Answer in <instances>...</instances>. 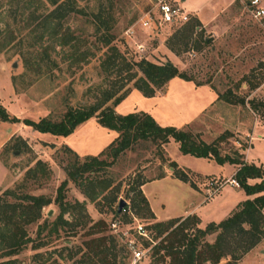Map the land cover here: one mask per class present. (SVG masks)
Listing matches in <instances>:
<instances>
[{
    "label": "rangeland",
    "instance_id": "1",
    "mask_svg": "<svg viewBox=\"0 0 264 264\" xmlns=\"http://www.w3.org/2000/svg\"><path fill=\"white\" fill-rule=\"evenodd\" d=\"M166 1L180 5L179 0ZM258 2L264 8V0ZM156 3L157 0H69L67 5L79 12L69 13L62 21L63 32L75 46L72 49L57 47L46 37L39 39L38 14L53 9L48 0H0V106L17 120L0 122V202L24 205V196L50 200L36 222L20 226L30 243L14 256L0 251V264H156L162 252L152 255L151 247L158 239L144 247L147 239L143 227L159 221L139 210L134 200L136 185L144 183L140 191L152 202L156 213H161V205L164 211L175 215L194 203V197L172 178L169 162L182 170H191L185 172V184L210 187L211 195L223 182L194 173H228L210 160L182 155L171 140L161 148L138 142L110 166L83 175V180H104L110 185L90 202L82 189L67 179L66 171L74 162H82L83 157L98 155L116 133L90 118L69 136L55 137L33 131L22 120L37 122L48 117L57 121L67 109L94 105L104 92H109L114 94L113 99L122 97L116 106L113 99L103 106L112 108L117 115L142 112L158 126L189 132L205 144L225 136L216 144L221 156L247 147L244 132L256 126L248 161L263 171L264 118L253 112L247 102H264V18L251 17L247 0H233L222 5L214 21L205 28L199 24L190 29L195 24L192 20H196L190 14L189 23L158 25ZM99 11L109 22L108 33L103 28L96 30L93 16ZM106 34L112 38L107 47L102 42ZM202 40L207 44H201ZM109 47H114L131 66L130 74L135 79L141 77L134 66L139 60L155 65L168 62L190 78L187 83L194 89L175 78L155 90L151 98H144L133 88V81L122 80L123 73L117 76L101 69L100 62ZM83 54H87L86 61H73ZM69 56L73 57L66 60ZM200 87L204 89L198 90ZM206 90L219 99L215 98L195 117L203 106ZM241 99L243 105L238 102ZM101 159L110 162L108 157ZM161 176L171 178L158 181ZM62 182L66 183L61 192L62 202L69 206L82 203L84 211L79 214L77 209H69L62 217L69 225L54 226L59 209L53 200ZM91 188L86 185L85 190L89 193ZM230 191L229 186H224L221 194ZM119 200L125 206L117 214ZM148 207L150 210L149 203ZM137 227L144 231V236L137 234ZM190 230L189 227L187 232ZM149 231L151 238L154 232ZM214 237L204 240L212 243ZM101 238L106 240L102 247L105 256L87 260V244L95 245L96 242L90 244L91 240ZM128 243L139 248V260L133 257ZM242 264L256 262L246 260Z\"/></svg>",
    "mask_w": 264,
    "mask_h": 264
},
{
    "label": "trees",
    "instance_id": "2",
    "mask_svg": "<svg viewBox=\"0 0 264 264\" xmlns=\"http://www.w3.org/2000/svg\"><path fill=\"white\" fill-rule=\"evenodd\" d=\"M68 2L69 0H48L49 5L53 9L38 14V25L41 28L39 39L46 37L47 40L53 41L57 47L64 48L69 46L73 49L75 46L70 44L72 40L62 30V21L69 13L78 14L79 12L69 7L67 5ZM40 9L42 10V8ZM93 21L96 23V30L103 28L104 32H109V22L103 18V11H99L97 15H94ZM192 21H195V24L189 27L190 29L193 27L195 29L199 23L197 20ZM111 39L106 34L105 39L102 41L103 45L105 47L109 46ZM200 42L204 45L207 44L206 40ZM86 56L87 54L75 56L77 58H74L73 61L77 63L86 61ZM72 57L65 58L68 60ZM40 61L43 62L44 60ZM134 66L141 74V77L137 79L134 78L133 74H130L131 66L126 63L114 47L107 48V54L100 62V67L105 73H115L117 76L123 73L125 78H122V80L125 83L133 81V88L144 98H151L155 90L162 88L171 79L177 78L185 82L191 81L189 77L178 72L168 62L162 65H155L145 60H139ZM113 97L114 94L104 92L101 100L96 102V104L76 109L69 108L57 121H53L48 117L41 118L37 122L22 120V123L29 126L33 131L41 134H50L55 137L69 136L78 125L90 118H95L96 123L100 127L116 133V137L98 155L85 156L82 158V162H74L70 169L66 171L67 179L82 189V193L90 202H94L110 185L104 180L97 182L83 180V175L95 173L110 166L118 156L129 151L138 142H149L155 147L161 148V146L171 140L177 145V149L182 155L210 160L219 166L224 164L237 166L238 168L231 180L237 184L238 188L246 196L258 194L264 190V172L261 168L252 164H244L242 155L237 151L232 152L230 155H220L216 144L223 141L225 136L220 135L211 144H205L198 136L189 132L172 127L158 126L149 115L142 112L123 116L117 115L112 108L103 107ZM121 99L122 97L114 98L113 105L116 106ZM216 99L218 100L219 97ZM238 102L243 105L242 99L238 100ZM247 104L253 112L264 118L263 101L250 100ZM13 121L17 120L9 117L0 106V122ZM101 157H108L110 162H106ZM169 169L171 170L172 178L183 183L188 182L185 175L186 170L178 168L174 162H169ZM39 170L41 171V169ZM35 172L36 170L34 169V175ZM27 173H31V170H28ZM162 178L163 176L159 177L158 180ZM250 179H259L260 182L248 185L246 181ZM143 184L140 182L136 185L134 200H136L139 210L141 209L140 211L148 218L153 219L148 203L140 191V187ZM86 185L93 187L91 192L88 193L85 190ZM65 186V182L60 184L53 200V204L57 205L59 209V214L54 224L58 223L68 226V222L62 219L63 215L69 209H77L78 213L81 214L84 211V206L82 203H75L73 206H69L62 202L63 195L61 192ZM190 186L192 187L191 184ZM22 200L26 204L11 205L0 202V251H3L6 256L16 255L30 243L29 239L21 231L20 226L36 222L40 218L42 208L50 204V200L42 196H24ZM263 209L264 196H257L252 200L239 203L226 219L217 224L209 223L203 229L197 228L198 220L193 216L155 222L149 227H143L146 232V238L144 239H147L144 240V247H149L150 243L158 239V242L151 247L152 255H158L162 252L156 264H220L221 261H224L223 264H234L264 239ZM189 227L191 228L190 233L187 232ZM149 229L154 232L151 238ZM146 235H149V237ZM211 235H215L213 242H206L204 238ZM105 241L104 238H101L97 241L91 240L90 244L96 242L95 245L87 244L91 255L87 254V260L92 256H105L106 251L102 248ZM137 248L135 249L139 251V248Z\"/></svg>",
    "mask_w": 264,
    "mask_h": 264
},
{
    "label": "crops",
    "instance_id": "3",
    "mask_svg": "<svg viewBox=\"0 0 264 264\" xmlns=\"http://www.w3.org/2000/svg\"><path fill=\"white\" fill-rule=\"evenodd\" d=\"M180 1V7L193 16L200 25H202L203 28L208 26L214 19L216 18V14L219 11L220 7L224 4H229L233 0H179ZM208 12V13H206ZM175 79V78H174ZM173 80V79H171ZM170 80V81H171ZM184 85H187V87L194 89L191 87L187 82L183 81ZM204 88H199L198 90H201ZM194 91V90H193ZM207 94L205 95L204 99H202L201 103L203 104L202 107L199 108L198 114L195 116L197 117L207 109L215 100L216 96L213 92H209L206 90ZM256 126H253L250 128V130L244 132V138L247 140L245 143L247 144V147H244L243 149L240 148L238 152L242 155V162L246 165H255L257 167L258 165L256 163H253V161H248V149L252 145V142H255L253 138V132L255 130ZM223 169H227L228 173L226 176L221 174V172H216L215 174H198L194 173L196 175H199L201 177H211V180H221L223 182V185L216 190L214 194L211 195V190H213L210 187H199L193 188L189 185L180 182L181 185H184L187 187V189L190 191L192 196L194 197V203H190L187 208L183 209L182 211L178 212L177 214H171L169 211H164V207L160 206L161 213H156L153 209L152 202L146 197L149 205H150V211L155 217L156 221L162 222L169 219H176V218H186V217H195L198 220L197 228L203 229L207 224L213 223L217 224L221 222L222 220L226 219L232 211L235 210L236 206L246 200H252L253 198L257 196H264V192L246 196L239 188L238 186H235L232 183V176L237 170V166L233 165H222ZM186 170L190 171L189 169L185 168ZM264 172V169H263ZM193 173V172H192ZM170 176V174H169ZM163 177L162 179H159L158 181H162L166 178L171 177ZM174 179V178H173ZM259 179H250L247 180L246 183L248 185H254L259 183ZM224 186H229L231 188L230 192H227L226 194H221V189ZM143 189V187H142ZM239 191V192H238ZM164 211V212H163ZM160 214V215H159ZM262 216L264 217V209L262 210ZM246 260H252L255 261L256 264H264V239H262L254 248H252L250 251H248L246 254L242 256V258L238 261V264H242Z\"/></svg>",
    "mask_w": 264,
    "mask_h": 264
},
{
    "label": "built area",
    "instance_id": "4",
    "mask_svg": "<svg viewBox=\"0 0 264 264\" xmlns=\"http://www.w3.org/2000/svg\"><path fill=\"white\" fill-rule=\"evenodd\" d=\"M248 9L251 17L255 20H260L264 18V8L259 6L258 0H247ZM156 14H157V24L158 25H176V24H185L189 21V14L185 12L180 5L170 3L166 0H157L156 3ZM234 181H232L233 183ZM235 186L237 184L233 183ZM137 234L143 235V230L140 227H137ZM142 232V233H141ZM128 249L132 252L133 257L136 260H139L142 254L134 249L132 243L127 244Z\"/></svg>",
    "mask_w": 264,
    "mask_h": 264
},
{
    "label": "water",
    "instance_id": "5",
    "mask_svg": "<svg viewBox=\"0 0 264 264\" xmlns=\"http://www.w3.org/2000/svg\"><path fill=\"white\" fill-rule=\"evenodd\" d=\"M124 206H125V203L122 200H119L116 213L119 214Z\"/></svg>",
    "mask_w": 264,
    "mask_h": 264
}]
</instances>
